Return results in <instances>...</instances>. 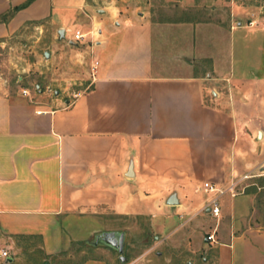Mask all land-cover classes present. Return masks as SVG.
Masks as SVG:
<instances>
[{"label": "crops", "instance_id": "crops-1", "mask_svg": "<svg viewBox=\"0 0 264 264\" xmlns=\"http://www.w3.org/2000/svg\"><path fill=\"white\" fill-rule=\"evenodd\" d=\"M93 1L0 0V44L46 21L67 37ZM117 14L91 16L99 66L77 98L0 92V251L10 256L0 264H62L75 244L125 232L104 218L164 212L210 218L198 227L215 237L204 242L214 264H264V183L253 182L264 177V27H234L219 42L194 23ZM246 174L218 217L203 212L204 183L227 187Z\"/></svg>", "mask_w": 264, "mask_h": 264}, {"label": "rangeland", "instance_id": "rangeland-1", "mask_svg": "<svg viewBox=\"0 0 264 264\" xmlns=\"http://www.w3.org/2000/svg\"><path fill=\"white\" fill-rule=\"evenodd\" d=\"M93 4L92 13L82 12L75 31H67L63 39L59 27L46 21L26 25L0 44V92L24 94L27 90L36 98L44 92L48 98H73L85 91L94 79L92 65L97 60H94L93 48L101 39V26H92L91 16L95 22L103 20L107 11H116L117 21L146 17L154 21L194 23L207 28L208 34L219 42L225 40L234 27L244 31L264 27V0H94ZM77 31L86 36L75 40ZM206 48L209 54H214V42H209ZM253 182L257 190L264 183V177ZM261 201L264 203V196ZM163 216L174 219L171 228L163 225L164 217L155 221L149 217L103 219L104 226L125 230V261L120 260L116 250L93 245L99 233L85 243L75 244L66 253L70 258L60 261L83 264L88 258H102L113 259L115 264H214L204 245L206 230L198 227L199 222L208 225L210 218L204 213L181 216L164 212ZM95 225L103 228L99 220ZM81 236L87 235L82 232Z\"/></svg>", "mask_w": 264, "mask_h": 264}, {"label": "built area", "instance_id": "built-area-1", "mask_svg": "<svg viewBox=\"0 0 264 264\" xmlns=\"http://www.w3.org/2000/svg\"><path fill=\"white\" fill-rule=\"evenodd\" d=\"M85 37V34H82L80 31H77L75 34V40H81L82 38ZM99 66V62L95 61L92 65V76L95 77L97 68ZM24 94H28V91H24ZM80 94L75 95L73 98H77ZM257 176H264V164L261 166L259 169V172ZM254 175L251 174H246L242 176L241 178L234 179L230 185L227 187H219L217 185L211 184V183H204L203 189L206 193L209 194V198L203 207V211L209 210L211 214L214 216L218 217L221 212V207H220V200L221 198L226 195L230 194L231 196L235 197L240 193H243L247 187V185L244 184L245 181L253 178ZM207 239L209 241H214L215 237L214 235H208ZM0 257L8 258L9 253L6 250H1L0 251Z\"/></svg>", "mask_w": 264, "mask_h": 264}, {"label": "water", "instance_id": "water-1", "mask_svg": "<svg viewBox=\"0 0 264 264\" xmlns=\"http://www.w3.org/2000/svg\"><path fill=\"white\" fill-rule=\"evenodd\" d=\"M59 34L62 39L65 38L64 29H61L59 31ZM45 56L49 57V53H46ZM168 204L171 206L177 205L178 200L176 196H172L170 200L168 201ZM125 243H126V233L125 232L106 231V232H101L95 236V241L93 242V245L95 246L103 245L111 249H114L120 255L121 260L125 261L126 260L124 256Z\"/></svg>", "mask_w": 264, "mask_h": 264}, {"label": "trees", "instance_id": "trees-1", "mask_svg": "<svg viewBox=\"0 0 264 264\" xmlns=\"http://www.w3.org/2000/svg\"><path fill=\"white\" fill-rule=\"evenodd\" d=\"M11 15V14H10ZM3 19H5L4 17H2V18H0V20H3Z\"/></svg>", "mask_w": 264, "mask_h": 264}]
</instances>
